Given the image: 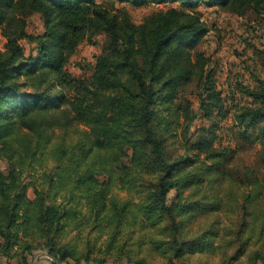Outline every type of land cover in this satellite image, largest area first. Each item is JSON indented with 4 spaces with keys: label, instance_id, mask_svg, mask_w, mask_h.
<instances>
[{
    "label": "trees",
    "instance_id": "obj_1",
    "mask_svg": "<svg viewBox=\"0 0 264 264\" xmlns=\"http://www.w3.org/2000/svg\"><path fill=\"white\" fill-rule=\"evenodd\" d=\"M202 7L264 27V0H0V264H264V78L219 86Z\"/></svg>",
    "mask_w": 264,
    "mask_h": 264
},
{
    "label": "rangeland",
    "instance_id": "obj_2",
    "mask_svg": "<svg viewBox=\"0 0 264 264\" xmlns=\"http://www.w3.org/2000/svg\"><path fill=\"white\" fill-rule=\"evenodd\" d=\"M116 5H123L115 3ZM125 5V4H124ZM160 4L148 2L139 6L125 5L131 14L134 22L138 23L152 9L161 7ZM203 18L211 25L214 23L218 26L217 30L211 29L209 34L195 45L196 49L205 51L211 56L212 65L215 66L217 80L220 87L226 86V80L231 78L239 71H246L247 67L251 70L258 71L264 78V27L260 26L258 19L253 15L241 17L231 15L230 13L220 11L214 12V7L208 9L202 7ZM28 30L32 33H39L43 30L42 22L38 14H33L28 19ZM102 37H99L101 40ZM5 39L0 34V48L3 47ZM99 45H92L87 42L82 43L76 53L72 56L68 69L75 76L86 75L90 72V65L93 62V56L99 53ZM194 105H197L194 100ZM229 122V119L226 120ZM224 121V122H226ZM223 122V123H224ZM223 144H226L223 140ZM256 149L240 152L236 161L238 163L256 164L255 158ZM0 165L5 166L4 161H0ZM114 194L119 197L125 195L124 192L114 190ZM174 191H171V197ZM28 196L33 197L32 189L29 188ZM211 217L193 219L192 228L197 229L204 227L210 222ZM44 253H38L34 258V262L38 264H46ZM2 263L6 259L0 258ZM14 262L11 261L10 264ZM182 264V263H179ZM183 264H221L220 256L216 252L212 254H202L195 256L193 259H186Z\"/></svg>",
    "mask_w": 264,
    "mask_h": 264
}]
</instances>
